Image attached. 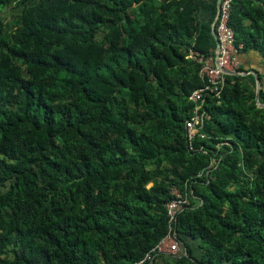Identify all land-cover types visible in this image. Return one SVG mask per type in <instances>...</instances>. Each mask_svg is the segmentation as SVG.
Returning a JSON list of instances; mask_svg holds the SVG:
<instances>
[{
	"label": "trees",
	"instance_id": "obj_1",
	"mask_svg": "<svg viewBox=\"0 0 264 264\" xmlns=\"http://www.w3.org/2000/svg\"><path fill=\"white\" fill-rule=\"evenodd\" d=\"M214 15L215 0H0V264H134L167 233L171 189L190 205L179 253L152 264H264V73L256 100L253 75H225L185 136ZM228 26L264 64V0H231Z\"/></svg>",
	"mask_w": 264,
	"mask_h": 264
},
{
	"label": "built area",
	"instance_id": "obj_2",
	"mask_svg": "<svg viewBox=\"0 0 264 264\" xmlns=\"http://www.w3.org/2000/svg\"><path fill=\"white\" fill-rule=\"evenodd\" d=\"M230 4L231 0L218 1V14L214 24L216 49L212 59H202L196 53H191L189 56L200 64L198 75L204 81V84L192 91L187 97V100L193 105L191 116L184 122L188 144L197 128L202 124L203 117L199 109L205 96L218 95L225 75H242L239 72L237 58L241 46H235L233 31L228 26ZM170 193L172 197L164 207L167 218V233L134 264H152L153 258L159 254L171 256L178 254L179 244L174 230L176 216L190 205L186 195L180 194L176 189H171Z\"/></svg>",
	"mask_w": 264,
	"mask_h": 264
},
{
	"label": "crops",
	"instance_id": "obj_3",
	"mask_svg": "<svg viewBox=\"0 0 264 264\" xmlns=\"http://www.w3.org/2000/svg\"><path fill=\"white\" fill-rule=\"evenodd\" d=\"M206 4H211L214 0H201ZM201 17L206 18L209 13L206 10H201L200 12ZM238 61L239 65L245 69V72L242 73L243 75L251 74L255 78V72L264 73V64L261 62L259 56L254 51H247V52H240L238 54ZM188 246L191 250L193 256H198L199 249L196 246V242L187 241ZM179 253V252H178ZM166 255V254H165ZM169 256V255H167ZM153 264H162L161 260H156Z\"/></svg>",
	"mask_w": 264,
	"mask_h": 264
},
{
	"label": "water",
	"instance_id": "obj_4",
	"mask_svg": "<svg viewBox=\"0 0 264 264\" xmlns=\"http://www.w3.org/2000/svg\"><path fill=\"white\" fill-rule=\"evenodd\" d=\"M218 1L219 0H215V15H214V18H213V20L211 22V25H210V27H211V35H212V38H213L214 43H215V49H216V38H215L214 24H215V21H216V18H217V14H218ZM215 49H214V51H215ZM258 90H259V82L255 78V100L257 99Z\"/></svg>",
	"mask_w": 264,
	"mask_h": 264
}]
</instances>
